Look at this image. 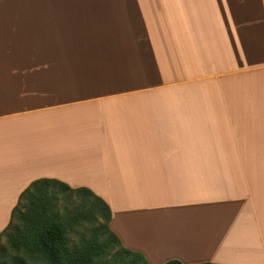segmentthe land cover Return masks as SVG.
I'll return each instance as SVG.
<instances>
[{
	"label": "crops",
	"instance_id": "crops-1",
	"mask_svg": "<svg viewBox=\"0 0 264 264\" xmlns=\"http://www.w3.org/2000/svg\"><path fill=\"white\" fill-rule=\"evenodd\" d=\"M39 178L148 264H264V0H0V231Z\"/></svg>",
	"mask_w": 264,
	"mask_h": 264
},
{
	"label": "trees",
	"instance_id": "trees-1",
	"mask_svg": "<svg viewBox=\"0 0 264 264\" xmlns=\"http://www.w3.org/2000/svg\"><path fill=\"white\" fill-rule=\"evenodd\" d=\"M110 218L109 206L88 188L52 178L33 180L0 232L5 236L0 264H148L142 254L121 245L109 229Z\"/></svg>",
	"mask_w": 264,
	"mask_h": 264
},
{
	"label": "rangeland",
	"instance_id": "rangeland-1",
	"mask_svg": "<svg viewBox=\"0 0 264 264\" xmlns=\"http://www.w3.org/2000/svg\"><path fill=\"white\" fill-rule=\"evenodd\" d=\"M22 193V192H21ZM20 196V195H19ZM19 198V197H18ZM1 201H2V199H0V203H1ZM18 201V200H17ZM17 204V203H16ZM16 206V205H15ZM14 206V207H15ZM13 207V208H14ZM13 210V209H12ZM12 210H11V213H12ZM10 218H11V214H10ZM9 223H10V219H9V222H8V224L2 229V231H4L6 228H7V226L9 225ZM2 231H0V232H2ZM0 242H1V244H4L5 243V236H2L1 238H0Z\"/></svg>",
	"mask_w": 264,
	"mask_h": 264
},
{
	"label": "bare ground",
	"instance_id": "bare-ground-1",
	"mask_svg": "<svg viewBox=\"0 0 264 264\" xmlns=\"http://www.w3.org/2000/svg\"><path fill=\"white\" fill-rule=\"evenodd\" d=\"M158 247V246H157Z\"/></svg>",
	"mask_w": 264,
	"mask_h": 264
}]
</instances>
